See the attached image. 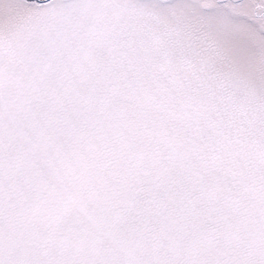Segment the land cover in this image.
<instances>
[{"label": "snow or ice", "instance_id": "obj_1", "mask_svg": "<svg viewBox=\"0 0 264 264\" xmlns=\"http://www.w3.org/2000/svg\"><path fill=\"white\" fill-rule=\"evenodd\" d=\"M0 264H264V0H0Z\"/></svg>", "mask_w": 264, "mask_h": 264}]
</instances>
